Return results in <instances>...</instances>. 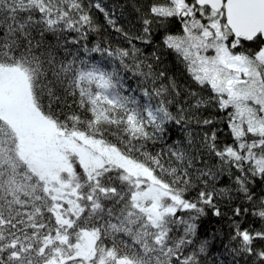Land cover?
Here are the masks:
<instances>
[{
	"label": "snow or ice",
	"instance_id": "obj_1",
	"mask_svg": "<svg viewBox=\"0 0 264 264\" xmlns=\"http://www.w3.org/2000/svg\"><path fill=\"white\" fill-rule=\"evenodd\" d=\"M93 8L132 45L121 58L157 44L212 94L189 103L147 63L150 102L123 95L68 48L98 30ZM173 122L201 133L150 150ZM209 214L234 261L264 264V0H151L136 35L99 2L0 0V264H210Z\"/></svg>",
	"mask_w": 264,
	"mask_h": 264
},
{
	"label": "trees",
	"instance_id": "obj_2",
	"mask_svg": "<svg viewBox=\"0 0 264 264\" xmlns=\"http://www.w3.org/2000/svg\"><path fill=\"white\" fill-rule=\"evenodd\" d=\"M85 4L99 2L103 7L109 11L117 22V26L121 27L124 32L130 35H136L141 31V17L146 10L151 0H84ZM92 15L98 30L89 31L86 40H79L75 45H68V48L73 53H78L83 59L89 63L102 66L103 70L116 74V77L123 85L122 94L135 98L141 104L149 103L148 97L143 95V90L153 87L152 78L146 77L143 73H147V63H153L156 71L164 70L166 74L174 78L181 86L180 90L183 99H188L187 91H195L201 96L207 97L211 95V89L207 86L197 84L188 73L182 57L172 50L163 49L157 44L145 45L141 41L134 40L133 43L141 52L136 56H129L121 58L118 54L120 49H131L132 45L128 43L125 37L115 31V29L108 25L103 13H100L95 8L92 9ZM76 33L67 34L68 40H71ZM99 45L101 51L99 52H84V48L91 49ZM107 50V51H105ZM156 51L161 56L159 64L155 62L151 54ZM109 53H112L109 55ZM212 54V53H209ZM63 55V50H61ZM147 58V59H146ZM143 62V63H142ZM140 65L139 67L137 65ZM167 83V80L163 81ZM161 81L157 80L156 84L159 85ZM181 99V98H178ZM189 103H194V99H188ZM151 103H155L152 100ZM175 113L176 105L171 107ZM212 113L214 115L222 116L223 113L218 112L216 109H208L203 114L205 116ZM223 129L221 137L226 142H231L230 133L226 125H220ZM206 130V129H205ZM196 136L201 133V128L194 122L191 124L177 125L174 122L168 125V133L164 138V142H158L154 147L150 146V150L158 151L162 147V143L171 144L174 141L186 142L189 135ZM113 139L112 136H108ZM249 223H254L255 227L260 226V221L249 216L244 224L245 227ZM231 229L227 219H220L213 217L209 214L208 217L202 218L201 236H211L214 234L215 238L212 240L211 255L209 257L210 264H245L243 257L235 259L231 255L229 249L232 247L230 244ZM251 264V261H248Z\"/></svg>",
	"mask_w": 264,
	"mask_h": 264
}]
</instances>
